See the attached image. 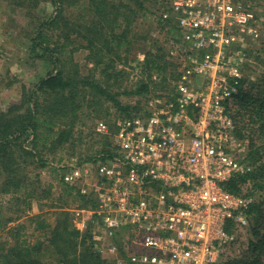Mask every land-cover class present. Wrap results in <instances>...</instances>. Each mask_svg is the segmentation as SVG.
<instances>
[{
    "label": "built area",
    "instance_id": "2783aa9c",
    "mask_svg": "<svg viewBox=\"0 0 264 264\" xmlns=\"http://www.w3.org/2000/svg\"><path fill=\"white\" fill-rule=\"evenodd\" d=\"M158 16L178 61L172 88L116 122L112 157L61 164L60 180L92 203L79 229L102 259L225 264L256 202L252 190L224 189L252 171L235 154L231 110L256 14L237 0H167ZM95 131L109 134L101 121Z\"/></svg>",
    "mask_w": 264,
    "mask_h": 264
},
{
    "label": "trees",
    "instance_id": "16d2710c",
    "mask_svg": "<svg viewBox=\"0 0 264 264\" xmlns=\"http://www.w3.org/2000/svg\"><path fill=\"white\" fill-rule=\"evenodd\" d=\"M1 1L29 21L30 28L25 33L31 58L42 60L50 67L30 90L22 87L17 104L0 109V196H9L8 206L22 203L29 206L36 197L35 190L29 189L31 184L25 170L29 160L43 168L44 152L54 154L80 143L82 132L77 126L82 125L81 118L88 114L93 118L107 116L105 102H112L126 118L139 112L121 104L117 99L119 93H111V87L112 82L124 75L122 68L128 64L133 43L146 40L149 34L135 31L134 25L141 17L150 15L153 29H159L164 39L160 43L153 40L152 49L138 66L144 80L138 81L134 91L122 94H146L151 85L156 87V92H169L177 76L178 61L169 56L164 44L167 33L157 22L158 14L167 9V0ZM42 5H50L52 12L46 14ZM81 50L86 51V67L91 66L85 74L74 60V54ZM118 66L123 67L118 69ZM154 75L159 78L156 83L152 80ZM245 81L247 78L242 75L233 97L231 115L236 135L243 137L250 131L249 135L254 123L264 135V71L255 82H248V88L243 85ZM113 132L109 127V134L100 135L102 141L97 144L101 149L88 157V162L98 155L101 160L112 157L115 149L110 134ZM263 153L264 147L262 153L259 148L249 151L243 162H248L252 171L229 180L224 189L238 194L249 183L252 191L261 188L264 165L255 164ZM58 159L60 162L61 157ZM50 188L43 191L45 198ZM67 189L71 188L67 186ZM2 207L0 204V215ZM247 213V231L254 235V240H249L248 255L232 261L229 258L225 264H264V200L256 201ZM13 221L9 217L4 225ZM26 222L36 225L40 237L32 242L24 237L21 232L27 223L8 228L9 238L0 241V264H112L93 249L89 228L80 232L65 210L55 214L53 225L42 215L27 217ZM4 225L0 221V227Z\"/></svg>",
    "mask_w": 264,
    "mask_h": 264
},
{
    "label": "rangeland",
    "instance_id": "374dc122",
    "mask_svg": "<svg viewBox=\"0 0 264 264\" xmlns=\"http://www.w3.org/2000/svg\"><path fill=\"white\" fill-rule=\"evenodd\" d=\"M237 1L243 4V6L249 8L253 7L250 9H253L256 14L254 28L258 36L253 39L244 37L242 48L246 53L242 75L244 78H247V81H245L243 85L245 88H248V82H255L264 71V0ZM42 7H44L46 14L52 12V7L50 5H42ZM15 11V9L0 0V109H5L11 104H17L20 101L22 87L24 86L27 90H30L37 80L44 76L47 70H50L46 62L42 60H33L31 58L29 41L25 33V29L30 28V23L22 14H17V11ZM151 19L150 15H146V17H141L136 25H134L137 33L145 35V32L148 31L149 34L146 40L133 43L128 56V64L125 67L118 66V69L123 67L122 69H124L125 73L119 76L115 82H112L113 85L111 87V93H119L117 99L121 104L139 109V112L132 116L143 113L146 109L148 100L152 98V96L162 94L161 92H156V87L152 85L150 86V91L152 92L149 91L146 94H122L124 92L129 93L130 91H134L136 85H138V81L144 80L138 66L143 60L144 55L152 49L153 40L159 41V43L163 42L164 37L159 29H153V22ZM164 44L168 46L167 42H164ZM85 55L86 51L84 50L74 54V60L80 66L83 74L87 73L88 68L91 67L90 65L86 67ZM95 76L99 78L97 73ZM158 79L157 75L152 77L155 83L158 82ZM104 109L107 110V116L102 115L99 118H93L92 114H88V116H83L81 118L82 125L80 123V125L77 126L80 132H82V136L80 134L81 141L80 143L76 142L73 148L67 147L54 154L44 152L43 160H45L46 163L43 168H39L35 164H32L34 161L33 159L29 160V165H27L25 170L28 172L29 183L31 184L29 189L35 190L36 195V197L31 200L29 206L23 203L18 206H8L7 201L9 196H0V204L3 205L0 221L4 225V222H6L9 217L14 219L13 222L6 223L4 226L0 227V241L9 238L6 233L8 228L20 223H27V217L42 215L43 219L48 221L49 225H53L55 214L61 210H65L69 213L73 225L80 232H84L87 229V227L83 228L81 226L82 231L79 228L82 219L88 220L87 214L91 209V204L85 202L86 200H84V198L79 197V194L74 189H67V186L60 180L62 171L58 172V167L61 164L87 163V158L92 157L95 155V152L101 149V146L97 144V142L102 141L100 135L103 134L95 131V124L101 121L106 124L108 129L109 127L114 129L116 122L125 118L124 114H122L112 102H105ZM87 113H89V111H87ZM252 127L253 131L249 135L247 133L250 131L246 133L248 137H240V135H236V132H234V141L236 143L235 154L237 158L241 160L245 159L247 153L251 150L259 148L261 153L263 151L264 135H261L257 130V124L254 123ZM60 157L61 161L59 162L58 158ZM247 163L248 162H246V164ZM262 164L264 165V153L255 165L260 166ZM260 184L261 188L253 189L256 201L264 200V179ZM49 186H51L49 195L45 198V193H43V191H46ZM242 188L244 192L250 191L252 188L251 183L244 185ZM20 211H22V213H20ZM77 213H79V216H77ZM18 216L20 217L17 218ZM36 229V225L30 222L27 223L26 228L23 229L21 233L25 235L24 237L28 241L32 242L40 237ZM253 237L254 235L252 232L246 229L245 235H241L239 244L235 246L230 261L235 259L238 260L248 253H246V250L249 240H252Z\"/></svg>",
    "mask_w": 264,
    "mask_h": 264
}]
</instances>
